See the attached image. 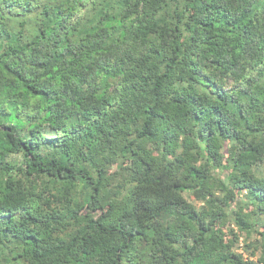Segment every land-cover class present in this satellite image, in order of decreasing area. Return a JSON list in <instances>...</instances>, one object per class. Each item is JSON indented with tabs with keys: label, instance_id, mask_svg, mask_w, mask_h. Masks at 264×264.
<instances>
[{
	"label": "trees",
	"instance_id": "trees-1",
	"mask_svg": "<svg viewBox=\"0 0 264 264\" xmlns=\"http://www.w3.org/2000/svg\"><path fill=\"white\" fill-rule=\"evenodd\" d=\"M0 264H264V0H0Z\"/></svg>",
	"mask_w": 264,
	"mask_h": 264
},
{
	"label": "rangeland",
	"instance_id": "rangeland-1",
	"mask_svg": "<svg viewBox=\"0 0 264 264\" xmlns=\"http://www.w3.org/2000/svg\"><path fill=\"white\" fill-rule=\"evenodd\" d=\"M184 195H185V197L186 198H188V199H192V195L191 194H189V192H185L184 193ZM254 237L255 236H257L258 237V235H253ZM242 242H243V237L242 236H240V243H239V247L237 248L239 251H243V254L246 256L247 254H248V252H249V250H251V248H249V249H245V247L243 246L242 247ZM244 248V249H243Z\"/></svg>",
	"mask_w": 264,
	"mask_h": 264
}]
</instances>
